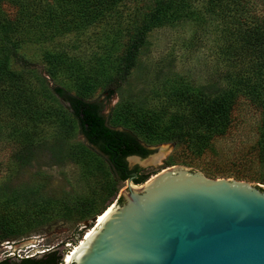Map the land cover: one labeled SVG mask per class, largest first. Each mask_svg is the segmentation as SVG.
Returning a JSON list of instances; mask_svg holds the SVG:
<instances>
[{"label": "rangeland", "instance_id": "374dc122", "mask_svg": "<svg viewBox=\"0 0 264 264\" xmlns=\"http://www.w3.org/2000/svg\"><path fill=\"white\" fill-rule=\"evenodd\" d=\"M141 5V0L123 3L128 23L110 71L105 68L106 42L98 30L21 44L19 52L37 65L24 75L34 100L22 106V121L10 108L0 113V261L7 257L5 251L26 257L57 247L66 257L108 206L125 203L118 200L128 182L118 180L108 161L89 147L56 88L100 101L109 126L131 131L150 155L165 150L156 163L127 160L131 169L139 168L140 176L150 179L182 167L209 179L264 187L260 116L253 107L244 102L234 111V126L223 138L191 129L195 116L185 109L184 98L214 97L211 29L203 30L192 19L175 27L149 28L135 68L110 94L108 85L147 18ZM21 138L35 145L24 165L17 160ZM192 139L208 142L196 146Z\"/></svg>", "mask_w": 264, "mask_h": 264}, {"label": "trees", "instance_id": "16d2710c", "mask_svg": "<svg viewBox=\"0 0 264 264\" xmlns=\"http://www.w3.org/2000/svg\"><path fill=\"white\" fill-rule=\"evenodd\" d=\"M125 1L0 0V113L10 108L14 110V118L22 121V106L34 100V89L24 75L35 71L37 65L19 52L22 43H46L64 35L98 30L106 42L105 68L112 70V54L119 47L128 23L122 10ZM141 4L140 10L147 18L108 85L110 94L135 68L149 28L175 27L192 19L203 30L211 29L214 35V97L203 94L184 98L188 106L185 109L195 116V126L191 129L223 138L234 126V111L245 102L259 113V155L264 159V0H141ZM136 16L139 14L135 20ZM54 92L76 119L80 135L108 161L118 180L128 181L132 173L137 174L135 184L149 179L138 174V167L131 169L127 158L144 159L152 152L131 131L109 126L100 101L72 95L62 88ZM20 140L17 160L24 165L35 145L32 141ZM190 142L200 146L208 141L192 139ZM63 261L57 247L40 258H27L21 264H64Z\"/></svg>", "mask_w": 264, "mask_h": 264}, {"label": "water", "instance_id": "95a60500", "mask_svg": "<svg viewBox=\"0 0 264 264\" xmlns=\"http://www.w3.org/2000/svg\"><path fill=\"white\" fill-rule=\"evenodd\" d=\"M136 177L72 264H264L263 186L182 167Z\"/></svg>", "mask_w": 264, "mask_h": 264}, {"label": "bare ground", "instance_id": "6f19581e", "mask_svg": "<svg viewBox=\"0 0 264 264\" xmlns=\"http://www.w3.org/2000/svg\"><path fill=\"white\" fill-rule=\"evenodd\" d=\"M165 150H162L161 151V153H160V155H158V156H152V157H150L148 160H146L145 162H143V164H146V163H153V161L156 163V161H158L160 158H161V154H165V152H164ZM114 205H112L111 207H109V208H107L105 211H103L98 217H97V220H96V223H97V225H96V227H99V225L102 223V221L103 220H105L113 211H114ZM96 227L94 228V229H96ZM94 229H92V230H89V232H87L86 233V235H85V238H84V240L85 239H89L91 236H92V234L94 233L93 231H94ZM83 240V241H84ZM83 241H81V243H84ZM80 245V244H79ZM79 249V246H77V247H74V249L70 252V253H68L67 255H66V257H65V263L66 264H70V263H72V260L75 258V256L79 253L78 250ZM77 251V252H76ZM75 253H77V254H75Z\"/></svg>", "mask_w": 264, "mask_h": 264}, {"label": "flooded vegetation", "instance_id": "af4514ba", "mask_svg": "<svg viewBox=\"0 0 264 264\" xmlns=\"http://www.w3.org/2000/svg\"><path fill=\"white\" fill-rule=\"evenodd\" d=\"M11 250V249H10ZM51 250L48 251H36L37 253L35 255H31V256H26V257H21L19 255V257H15V250L14 251H5L7 253V257L0 261L1 263L7 262L9 264H21L23 260L25 259H35V258H40L41 256L45 255L46 253L50 252ZM39 256V257H37Z\"/></svg>", "mask_w": 264, "mask_h": 264}]
</instances>
